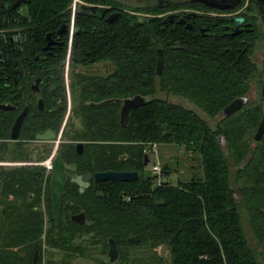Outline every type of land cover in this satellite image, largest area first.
Masks as SVG:
<instances>
[{
  "label": "trees",
  "instance_id": "trees-1",
  "mask_svg": "<svg viewBox=\"0 0 264 264\" xmlns=\"http://www.w3.org/2000/svg\"><path fill=\"white\" fill-rule=\"evenodd\" d=\"M15 1L0 0V104L16 107L0 110V161L35 160L24 143L9 149L15 119L26 106L20 140L35 141L47 129L60 132L68 112L69 54L71 66L109 63L112 72L73 73L72 120L81 123L74 140L85 143V149L78 155L76 144L60 146L68 182L58 226L52 214L51 173L41 166L1 169L0 264H33L36 251L37 264H43L44 246L63 252L61 264H67L91 249L108 254L110 239L117 243L119 258L107 264H264V138L254 148L248 141L261 123L264 97L222 116L228 105L250 95L259 73L252 55L260 35L228 34L222 18L199 16L182 23L185 12L172 22L164 15L198 6L191 1L163 7L119 0H78L71 35L75 0H29L16 9L1 7ZM82 4L92 6L93 13L80 11ZM100 7L109 8L103 19L97 17ZM113 14L119 16L108 22ZM48 35L54 44L45 50ZM158 49L165 59L161 76ZM38 78L58 85L54 92L41 91L43 111L31 92ZM138 95L149 103L132 110L123 128L121 104L103 102ZM217 117L221 119L214 127L210 120ZM160 144L182 147L199 162L201 175L177 184L146 176V152ZM38 155L36 162L46 158ZM106 171L138 172L140 178L90 180L84 193L71 182ZM163 173L170 175L169 167ZM80 213L86 216L83 226L72 221ZM245 216L257 247L247 239ZM161 249L171 254V261Z\"/></svg>",
  "mask_w": 264,
  "mask_h": 264
},
{
  "label": "water",
  "instance_id": "water-1",
  "mask_svg": "<svg viewBox=\"0 0 264 264\" xmlns=\"http://www.w3.org/2000/svg\"><path fill=\"white\" fill-rule=\"evenodd\" d=\"M264 1V0H263ZM193 3H202L206 7L213 8V9H219V10H230L233 9L237 4L240 3V0H192ZM22 3H29V0H16L13 4L3 3L1 4L2 8L5 9H16L20 4ZM160 6L166 7L170 5V1L162 0L159 2ZM80 11L84 12L85 14H92L94 11V8L89 5H82L80 7ZM108 12V8L106 7H100L97 10V17L99 19H103L105 15ZM0 13H2V9L0 10ZM119 14H113L111 15L107 21L112 22L114 21ZM174 19V16L169 17V21L172 22ZM166 20V22H168ZM184 23L186 21H183ZM188 28L191 27V25L187 26ZM66 27H62V29L59 31L61 34ZM236 34V33H235ZM48 44L45 48V50H49L51 46L54 44L52 41V36L48 35L47 37ZM158 62H157V75L161 76L163 69H164V54L162 49H158ZM39 81H36V84L33 87V92L37 93L39 91L38 87ZM116 102L122 105L121 107V125L123 128H126L129 123L130 113L132 110L146 106L149 103V99L147 97L142 96H135L133 98L128 99H113V100H107L104 101L103 104L109 103V102ZM247 98H238L234 102H232L230 105H228L223 111L222 116L223 117H229L233 115L234 113L241 110L244 105L247 103ZM39 108L42 110L44 108V101L40 99L38 101ZM0 110L9 111L14 110V107L10 105H0ZM28 112V108H25L24 111L20 114V116L17 118L15 125L12 129L11 139L13 141H16L19 139L20 131L22 128V124L24 121V118L26 117ZM38 141H52L56 139V135L52 131H47L44 134L37 135ZM264 138V114L261 120V123L258 127V130L255 134V141L259 142ZM221 141V138H220ZM77 154L82 155L84 153L85 145L83 143H79L77 145ZM122 161L126 160V156L121 158ZM149 158L148 155H145V165H148ZM264 174V171H263ZM140 178V174L138 172H118V171H106V172H98L96 174H88L85 177L83 176H77L72 179V183L77 184L80 187V192L84 193L86 189L90 187V180H94L95 182H107V181H114V182H133L138 181ZM68 181V176L66 172V164L62 160L59 153H57L53 160V166L51 170V203H52V214L53 219L55 221V224L58 226L60 223V217H61V210H62V198L65 191V186ZM72 221L78 225H85L86 224V216L84 213H80L78 215L72 216ZM167 259L171 261V254L168 252ZM108 257L111 263H114L119 258V250L117 243L114 239L109 240V252ZM37 258H38V251L35 252L33 256V264H37Z\"/></svg>",
  "mask_w": 264,
  "mask_h": 264
},
{
  "label": "rangeland",
  "instance_id": "rangeland-1",
  "mask_svg": "<svg viewBox=\"0 0 264 264\" xmlns=\"http://www.w3.org/2000/svg\"><path fill=\"white\" fill-rule=\"evenodd\" d=\"M125 2L127 4H149V3H159L162 0H119ZM167 1V0H166ZM173 2V4H180L190 0H168ZM168 7V6H166ZM173 12H167L164 14L171 15ZM260 39L256 43L255 50L252 55L253 62L258 68V76L255 80L251 82V100L254 102L261 101L262 98V87L264 85L263 79V71H264V30L260 35ZM67 69L65 70V73ZM112 72V65L109 63H102L97 64L94 66L88 67H80V66H71L69 70V85H71V80L73 78V73H84V74H91V75H108ZM67 89V97H68V112L66 114L65 120L63 122L61 132V138L58 139L63 143H73L76 144L77 141L74 140V135L76 129L81 127V123L77 119L72 120V108L74 107V100L73 95L71 93V88ZM221 117H217L214 120H210L212 126H216L217 123L220 121ZM50 142V143H36L30 150L33 153L32 157L36 160L39 157V153L41 149H47L48 154L50 157L54 156L57 149L62 145L61 143ZM248 141L251 143V147L254 148L256 146V141L249 137ZM33 149V150H32ZM157 154L151 152L150 148H148V155L150 162L146 166V176H157L152 172V166L159 162L161 164V174L159 183L163 181H169L172 184H177L178 180H187L190 179L193 174L201 175V167L197 160H193L189 157L190 154L186 152L182 147L177 145H166L160 144L156 147ZM47 156V155H46ZM33 159V160H34ZM47 160L44 162H49L50 158H46ZM34 160V161H35ZM10 161V160H8ZM47 166V165H46ZM167 166L170 169V175H165L163 173V167ZM159 178V177H158ZM240 185V184H239ZM242 185V184H241ZM44 209V207H43ZM49 225L46 224L45 229L47 230ZM244 228L246 232V236L248 241L250 242L251 246L257 247L256 239L249 228V220L245 216L244 219ZM162 256L165 255L166 251L164 249L160 250ZM39 256V255H38ZM65 257V254L58 249H52L48 246H44L42 252V261L43 264H48L50 262L54 264H61L62 259ZM109 263L108 254L101 255V251L99 249H91L89 251L84 252V256H74L71 260L67 261V264H107Z\"/></svg>",
  "mask_w": 264,
  "mask_h": 264
},
{
  "label": "flooded vegetation",
  "instance_id": "flooded-vegetation-1",
  "mask_svg": "<svg viewBox=\"0 0 264 264\" xmlns=\"http://www.w3.org/2000/svg\"><path fill=\"white\" fill-rule=\"evenodd\" d=\"M190 1H191V3H193L192 0H190ZM78 3H79V1H77V4ZM194 4H197L198 6L190 7L188 9H183V10L182 9L176 10V12H173L170 16H174V19H175V17L178 16L180 13H182V12L187 13L186 18L181 20L182 23H184L183 21H186L185 23H187L188 20L195 21L196 18L199 16H205V17H211V18H222V19L226 20V22H227L224 25L225 32L228 34L234 35V36H240V35H245V34H250V33H252V34L257 33L258 35H261L262 31L264 30V1L263 0H240V3L237 4L233 9H230V10L213 9V8L206 7L202 3H194ZM82 5H87V4H82ZM76 10H77V5H76ZM108 10H109V8H108ZM187 25H191V27H192L191 23H188ZM263 40H264V37H263ZM68 57H69V59H68ZM68 57L66 60V67H65V70L67 69V72L65 73V87L66 88H70V85H69V70H70V65H71L70 54L68 55ZM67 63H68V65H67ZM80 67H84V66H80ZM20 74H22V72H20ZM263 79H264V71H263ZM36 81H39V84H38L39 91L37 93H34L33 87L36 84ZM15 84L16 85L18 84L17 80H15ZM57 88H58V85H50V84L46 83L45 81L41 80L40 78H38L34 81V83L31 86V92L33 95L37 96L36 103H37V107L40 111H43L45 109V101L41 97V91L43 89H48L50 92H54ZM66 91H67V89H66ZM262 96L264 97V85L262 87ZM246 98L248 99V101L251 100V91H250V95ZM40 99H42L44 101V108L42 110L39 108V103H38V101ZM0 105H10V104H0ZM10 106H12V105H10ZM12 107H14V110H15L16 107L15 106H12ZM25 108H28V112H27V115H28L29 107L26 106ZM24 109L18 114V116L15 119V122H16L17 118L20 116V114L24 111ZM14 110H9V111H14ZM2 111H4V110H2ZM27 115H26V117H27ZM25 118H24V120H25ZM15 122H14V125H15ZM23 123H24V121H23ZM14 125H13V127H14ZM22 126H23V124H22ZM13 127H12V129H13ZM21 130H22V128H21ZM47 131L54 132L56 135V139L52 140V141H38L36 138L35 141H25V140H20V136H19L18 140L13 141L11 139V134H12V130H11L10 140H9V143H10L9 149L11 150L12 146H14L13 143H17V142L24 143L25 144L24 147L31 149L33 147V145L36 143H43L44 144V143L56 142L62 136L61 134H59L61 131L59 133H56L52 129H47L45 132H47ZM45 132L40 133V134H44ZM20 135H21V131H20ZM37 135H39V134H37ZM37 135H36V137H37ZM58 143L63 144V142L59 141V140H58L57 144ZM79 143H83V142H77L75 145V148L77 147V145ZM83 144L85 145V143H83ZM0 148H1V142H0ZM59 149H60V147H59ZM59 149H57L55 155L57 153H59ZM45 150H46V152L44 151V149H41L40 153H42L44 155V157L50 158L48 160L49 162H44L47 160L46 158L41 162L14 161L12 159H10V161H8V159H5V160L0 161V171L2 168L9 169V168L22 167V166H41V167H44L48 172L51 173L52 166H53V160H54L55 155L50 157L48 154L49 151H47V149H45ZM76 152H77V148H76ZM126 159H127V157H126ZM145 166H147V165H145ZM66 172H67V169H66ZM67 176H68V174H67ZM79 176H81V175H79ZM83 177H85V176H83ZM73 178H75V177H73ZM72 179H71V182H72ZM79 189H80V187H79Z\"/></svg>",
  "mask_w": 264,
  "mask_h": 264
},
{
  "label": "built area",
  "instance_id": "built-area-1",
  "mask_svg": "<svg viewBox=\"0 0 264 264\" xmlns=\"http://www.w3.org/2000/svg\"><path fill=\"white\" fill-rule=\"evenodd\" d=\"M77 1L78 0H75V2L73 4V17H72V22H71V35H73V33H74V18H75ZM68 59H69V57H68ZM67 65H68V63H67ZM156 147H157V145H154L150 149L151 152L154 153L155 155L157 154ZM146 153H147L146 155H148L149 152L147 151ZM148 157H149V155H148ZM149 162H150V160H149ZM152 172L159 177L158 178V182H159L160 181V177L162 176V174H161V172H162V170H161V164L159 162L155 163L152 166Z\"/></svg>",
  "mask_w": 264,
  "mask_h": 264
}]
</instances>
